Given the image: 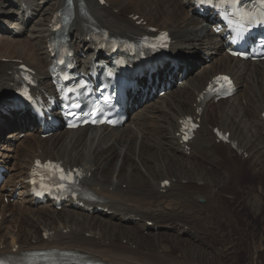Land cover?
<instances>
[{
    "label": "bare ground",
    "instance_id": "bare-ground-1",
    "mask_svg": "<svg viewBox=\"0 0 264 264\" xmlns=\"http://www.w3.org/2000/svg\"><path fill=\"white\" fill-rule=\"evenodd\" d=\"M64 1L0 0V102L12 93V76L19 65L17 61L36 71L38 83L43 89L49 87L46 66L50 54L47 45L50 39V20ZM129 1L121 0L118 3L115 0H105L106 6L102 7L97 4V0H72L76 6L74 24L68 34L72 49L85 54L89 60L92 59L91 44L86 36L87 21H93L99 27L107 29L113 36L130 39L142 35L149 27H157L158 30L171 34L173 44L170 62L179 64V73L186 68L185 80L176 85L178 79L173 75L168 81L167 77L174 69L171 68L165 76L166 82L173 87L171 91L164 98H147L140 111L126 121L122 130L100 131L86 128L55 133L43 139L39 131L34 129L35 132L25 139L27 146L24 155L18 157L9 155L12 145L9 141L6 153L0 154V163H4L2 166L8 172L15 170L16 174L12 177L8 175L4 185L0 187V200L4 197L11 198L15 187L20 185L24 190L16 200L19 204L23 203L24 208L20 209L16 202L0 204V253L11 252L15 246H18L16 253L56 248L83 252L89 258L106 264H206L207 261L203 263L191 256L199 250L197 242L203 238L195 235L192 229L197 228L196 231L216 237L228 232L223 228V215L220 216L218 205L214 201L213 204L209 203L207 198L191 188L192 182L197 187H203L204 180L209 184L211 179L208 178L214 177L203 171L192 157L200 160L213 157L222 167H227L231 161L229 146L217 143L208 129L209 125H206L209 110L217 112L215 128L219 126L229 132L230 139L237 141L243 154H250L248 146L250 144L253 147L254 137L264 139V132H259L254 125L256 122L249 127V135V129L242 123L243 120L237 119L240 115H231V111L236 110L233 107L242 106L243 99H246L248 105L256 104L262 99L264 61L242 63L228 58L221 44H218V37L204 27V21L190 15L192 10L189 0H135V7L131 9L127 4ZM142 2L148 3L145 12L140 11ZM157 3L161 5L160 8L154 5ZM23 4L26 9L21 7ZM29 11L31 14L28 16ZM80 15L85 20H80ZM128 15H138L143 23L135 26ZM201 51L208 56L207 61L203 56L199 57ZM198 63L199 70L196 69ZM219 73L229 74L234 78L238 86L237 95L231 100L209 103L204 107L200 117L201 127L188 144L189 153L186 156L176 137V123L180 118L194 114L193 105L200 91L211 77ZM249 73L257 83L261 80L258 83L260 87H256L255 98L246 95L247 85L253 80L247 76ZM158 80L163 82L160 76ZM261 88V92L258 91ZM136 95L138 93L132 97L134 105L138 104L135 101ZM263 107L264 103L262 111ZM17 121L23 124L18 125ZM22 125L31 126L27 113H16L4 105L0 106V137L9 128L11 133L7 138L18 141V131L22 129ZM138 136L140 141L137 142ZM218 151L224 153L217 155ZM154 156L161 157V162L158 163ZM34 158L61 161L64 165L75 168L82 167L85 174L90 175L83 183L94 193L96 204L85 201L83 207L76 208L69 202L61 211L49 204L34 206L24 184L26 172ZM12 159L18 163L14 161L13 170H10L8 163ZM174 164H180V170L174 169ZM194 166L201 171L200 176L207 177H195L197 172ZM141 167H145L148 172V179L134 170ZM154 175L158 176L157 180ZM165 180L170 182L168 188L161 186V182ZM182 181L186 183L182 184ZM7 188L10 190L7 191ZM198 198L203 199V205L197 202ZM97 207H101L103 211H95ZM20 212L27 217L31 215L32 219L18 220L16 214ZM6 213H9L8 218L5 217ZM150 221L153 223L152 231L145 230ZM16 227L25 228L24 232L14 234L12 229ZM185 227L188 232L184 231ZM161 229L171 230L172 234L168 237L173 244L182 242V237L186 236L188 249L179 256L174 255L164 244L165 236ZM45 231L53 232L51 241L42 236ZM144 231L146 235L142 234ZM122 241H125L124 245ZM221 242L226 247L225 251L234 248L228 237ZM130 245L135 247L131 248ZM153 247L155 252L151 251ZM205 250L207 257L213 254L211 252L214 249L206 245Z\"/></svg>",
    "mask_w": 264,
    "mask_h": 264
},
{
    "label": "rangeland",
    "instance_id": "rangeland-1",
    "mask_svg": "<svg viewBox=\"0 0 264 264\" xmlns=\"http://www.w3.org/2000/svg\"><path fill=\"white\" fill-rule=\"evenodd\" d=\"M115 1L119 3L121 0H115ZM134 3L135 0H130L127 3L128 6H130L129 7L130 9L135 7ZM154 5L158 6L159 8L161 7L159 3ZM147 7H148V3L142 2V9L140 7V11L145 12ZM128 12H130V10H128ZM199 57H201L200 54ZM199 68H200V63L196 65V69L199 70ZM180 74L181 73L178 72L175 78L177 79ZM249 77H251V74H249ZM262 77H263L262 78L263 81L264 75H262ZM251 80H252L251 81L252 84L250 82V84L247 85L246 95L249 96L251 95L252 97L255 98V95L257 93L256 87L257 89L260 87V84L258 83H260L261 80H259L258 83L254 81L253 77H251ZM263 87L264 86H262V88ZM262 88L258 91L261 92ZM261 103L262 105L264 103V92L262 93V99L259 100L258 103L248 105L246 99H244L243 103H241L242 106H240L239 108L233 107V109L236 110L234 111L232 110L233 112L231 111V115L237 114L236 117L240 115L238 116L237 119H239L240 121L243 120L242 123L245 125V127L246 126L248 127V128L246 127L247 130L249 129L248 132L249 135L251 133V129H250L251 124H253L254 122H256L257 124L256 125L254 123L257 130L259 132H261L262 130V126L259 123L257 117L260 111L262 110ZM216 107L214 108L215 109L214 111H216ZM240 108H242L243 110H241ZM239 111H241L242 113L241 112L239 113ZM216 113L217 112H212V111L208 113L209 120L206 125L212 124L210 125V127L215 126V122H217L218 120V115H216ZM21 130H19V133L22 132ZM10 133L11 131H6L2 135V137H0L1 138L0 142L2 141L0 143V154L6 153V147H8L9 145L8 142L11 141L9 140V138H7ZM25 139H26L25 137L21 139H19L18 137L17 140H20L18 144L16 143L14 144L13 143L14 140H13L10 148L11 149L14 148L13 149L14 152L12 153L9 152V155H15L16 157L24 155L25 147L27 145H25L24 147L22 145L24 144V142L26 143ZM254 139L255 142H252L253 147H250V144L248 146V151H249L248 153H250L251 155L249 154L248 158L241 159L237 155L230 153L229 155L231 156V161L228 163L229 165H226L227 167H222L220 163L217 164L216 159L213 157L208 158L207 160L206 159L200 160L199 158L192 157L195 161L198 162V166L201 167L203 171L214 177L208 178L211 179V182L209 184H207V181L204 180L205 184L203 185V187H197L195 186V183L192 182L191 188L194 190V192L199 193L203 198H207L209 203L213 204L212 201H214L218 205V211L220 212V216L223 215L222 216L223 228H226L224 229L226 230V232L228 231L222 236L216 237V235L215 236L212 234L207 235L206 232L202 233L200 231H196L197 228L192 229L195 235H199L200 238L203 237L201 239L202 241L200 240L199 242H197L199 245L198 247L199 250L196 253L191 254V256H194L196 260L198 261L201 260L200 262L205 263L207 261L206 264H264V139L258 137H254ZM138 141H140L139 136L137 137V142ZM223 153H224L223 151H218L217 155L218 154L221 155ZM154 157L158 163L161 162V157H157V156ZM240 159L242 161H240ZM9 161L10 163H8V169L13 170L14 167L12 165L13 162L16 161L18 163V161L13 159ZM173 167L176 170H180L179 169L180 164H174ZM194 167H195V172H197V176L195 177L199 179H203L204 177H207V176H200L199 173L201 171L196 166ZM134 170L136 172L139 171V173H142L143 177L147 179L149 178L148 177L149 174L148 172L145 171V167H141L139 168V170L135 168ZM131 171L132 170L129 171V176L131 175ZM15 174H16L15 170L9 171L10 177L14 176ZM154 177L155 180L158 179V176L154 175ZM185 183H186L185 181H182V184ZM199 184L201 185L202 182H200ZM197 202L200 203V205L204 204L202 198H198ZM9 203H11L10 199H9ZM22 205L24 204L23 203L20 204V209L24 208L22 207ZM16 217L18 218V220L24 218L32 219L31 215L27 217L22 212L17 213ZM224 219L226 221H224ZM24 229L25 228H20V229L13 228L12 232L14 234L21 233L24 232ZM184 231L188 232L187 227L184 228ZM145 232L146 231H144L142 234H145ZM161 232L164 234L163 236H165L164 244L168 247L167 249H169L174 255L179 256L188 249L187 248L188 240L186 236L182 237L181 240L182 242H176L173 244V242L168 237L171 236L172 234L171 230L167 231L161 229ZM225 237H228L232 240V245L234 248L225 251L226 247H223L221 242V240ZM122 244L124 245L125 241H122ZM206 245H209L214 249L211 252L213 254H210L207 257L206 254H204V252L206 251L205 250ZM130 247L134 248V245H130ZM151 251L155 252L156 251L155 247H153ZM160 251L161 250H159V252Z\"/></svg>",
    "mask_w": 264,
    "mask_h": 264
},
{
    "label": "snow or ice",
    "instance_id": "snow-or-ice-1",
    "mask_svg": "<svg viewBox=\"0 0 264 264\" xmlns=\"http://www.w3.org/2000/svg\"><path fill=\"white\" fill-rule=\"evenodd\" d=\"M259 2H260L262 5H264V0H259ZM250 19L255 20L256 18H255V17H250ZM262 22H264V21H262ZM221 79L224 80L225 82H227V78H226V77L218 78V80H221ZM37 163L39 164V162H37ZM47 167H56V166L48 165ZM61 178H62V179H68V180L71 179L70 176H62ZM0 264H3V262L0 261Z\"/></svg>",
    "mask_w": 264,
    "mask_h": 264
}]
</instances>
